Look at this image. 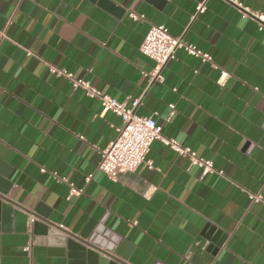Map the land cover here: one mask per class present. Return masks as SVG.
<instances>
[{"label":"crops","instance_id":"1","mask_svg":"<svg viewBox=\"0 0 264 264\" xmlns=\"http://www.w3.org/2000/svg\"><path fill=\"white\" fill-rule=\"evenodd\" d=\"M198 1L0 0V264H67L35 232L39 213L75 236L101 222L127 242V264H264V207L249 198L264 201V29L229 0L196 13ZM237 2L264 14V0ZM158 24L217 68L178 48L150 78L139 47ZM49 65L139 99L137 115L214 170L156 139L133 172L109 179L97 165L120 117ZM68 183L82 193L68 197Z\"/></svg>","mask_w":264,"mask_h":264},{"label":"built area","instance_id":"2","mask_svg":"<svg viewBox=\"0 0 264 264\" xmlns=\"http://www.w3.org/2000/svg\"><path fill=\"white\" fill-rule=\"evenodd\" d=\"M234 3L241 11L243 17L256 19L258 27L264 29V14L256 13L243 7L237 0H229ZM206 8V0H200L196 4V13H201ZM130 18L137 20L143 19L142 14L130 12ZM178 48H183L188 54L200 59L201 61L210 62L213 67L217 66L212 62L208 53H203L195 45L185 42L179 36H173L169 33L167 27L163 24L151 25L147 30L141 44L140 51L147 57L153 59L154 66L148 73L150 78L157 79L160 77L162 67L171 59L175 58V52ZM49 71L56 75L66 78L72 88H81L89 97L99 100L101 111H112L118 115L122 124L116 128L115 138L101 150L100 160L97 168L105 175L115 180L120 173L133 172L141 163L145 161L146 154L151 143L160 139L169 145L179 154L186 155L189 159L190 166L197 165L202 169V173L213 171V163L210 159H205L195 154L194 151L187 147H182L174 139H166L161 134V126L156 123L153 116H140L134 112L139 103V99H133L130 105L125 101H118L108 93H102L94 87L90 81L83 78H77L72 73L63 68L49 65ZM227 72L220 70V78H225ZM173 113L174 106L170 105ZM68 197L82 193V188H78L68 183ZM251 201H260L264 207V201L257 193H249Z\"/></svg>","mask_w":264,"mask_h":264},{"label":"water","instance_id":"3","mask_svg":"<svg viewBox=\"0 0 264 264\" xmlns=\"http://www.w3.org/2000/svg\"><path fill=\"white\" fill-rule=\"evenodd\" d=\"M3 150L0 148V197L6 193V170L3 166ZM33 222L35 232L45 234L49 242L66 249L67 264H127L128 245L119 236L113 235L100 222L91 227L87 225L79 236L68 234L47 221L46 213H39Z\"/></svg>","mask_w":264,"mask_h":264}]
</instances>
